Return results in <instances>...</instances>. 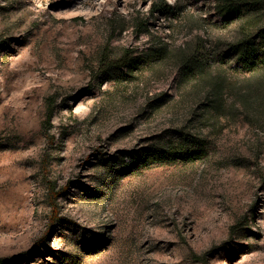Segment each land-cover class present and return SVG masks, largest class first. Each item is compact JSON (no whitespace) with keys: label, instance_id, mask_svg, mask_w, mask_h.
Segmentation results:
<instances>
[{"label":"rangeland","instance_id":"rangeland-1","mask_svg":"<svg viewBox=\"0 0 264 264\" xmlns=\"http://www.w3.org/2000/svg\"><path fill=\"white\" fill-rule=\"evenodd\" d=\"M214 2L0 0V264H264V69L227 48L264 16Z\"/></svg>","mask_w":264,"mask_h":264},{"label":"trees","instance_id":"trees-1","mask_svg":"<svg viewBox=\"0 0 264 264\" xmlns=\"http://www.w3.org/2000/svg\"><path fill=\"white\" fill-rule=\"evenodd\" d=\"M159 9L167 13L173 11L174 6L160 2ZM261 11L264 16V0H215L213 12L225 21L240 18L247 13ZM254 19L243 24L242 36L234 42L228 43V51L234 56L235 66L244 72L254 73L264 69V21L252 23ZM122 61V60H120ZM51 108V105H48ZM47 112V123L50 120V112ZM152 155V154H151ZM131 159H134L132 156Z\"/></svg>","mask_w":264,"mask_h":264}]
</instances>
